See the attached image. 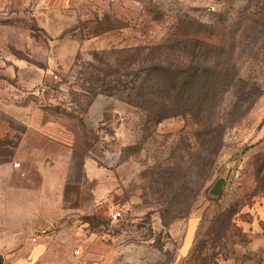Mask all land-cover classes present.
I'll list each match as a JSON object with an SVG mask.
<instances>
[{
  "label": "rangeland",
  "instance_id": "374dc122",
  "mask_svg": "<svg viewBox=\"0 0 264 264\" xmlns=\"http://www.w3.org/2000/svg\"><path fill=\"white\" fill-rule=\"evenodd\" d=\"M65 5L60 20L0 16V93L44 109V117L58 118L78 133L82 149L112 164L119 183L113 209L121 214L116 221L109 212L100 219L82 216L80 235L66 229L62 259L53 255L34 264H205L190 254L203 240L208 243L215 215L228 210L235 228L225 231L216 252L230 257L235 244L240 250L248 236L264 235V0H65ZM184 34L207 45L208 62L223 66L219 77L229 85L211 115L221 123L222 147L211 171L208 147H202L191 177L197 196L190 213L174 222L169 215L166 225L149 192V169L155 162L165 168L164 159L174 166L171 149L194 145L198 126L182 117L165 119L156 126L157 137L137 145L144 137L141 119L126 105L114 101L107 122L90 133L82 125V111L95 80L129 47ZM15 57L25 83L4 77L9 71L2 66ZM38 87L46 92L37 96ZM133 146L136 151L127 149ZM218 178L225 184L213 197L208 190ZM89 233L99 241L100 261L73 242ZM49 248L62 249L55 238ZM210 252L208 243L200 259ZM208 264H216L215 258Z\"/></svg>",
  "mask_w": 264,
  "mask_h": 264
},
{
  "label": "crops",
  "instance_id": "0c3cea01",
  "mask_svg": "<svg viewBox=\"0 0 264 264\" xmlns=\"http://www.w3.org/2000/svg\"><path fill=\"white\" fill-rule=\"evenodd\" d=\"M65 12V0H0V16L60 20ZM18 60L2 66L8 67L7 82H27L18 74ZM9 95L0 93V264H34L53 255L60 260L67 228L78 236L82 216L100 219L115 210V167L83 152L78 133L58 118L48 119L44 109L18 104ZM111 105L112 98L96 95L82 118L84 129L102 125ZM256 233L240 250L235 244L221 264H264V235ZM76 236L73 242L82 243L90 259H103L93 233ZM54 238L62 248L56 253L49 248Z\"/></svg>",
  "mask_w": 264,
  "mask_h": 264
},
{
  "label": "trees",
  "instance_id": "16d2710c",
  "mask_svg": "<svg viewBox=\"0 0 264 264\" xmlns=\"http://www.w3.org/2000/svg\"><path fill=\"white\" fill-rule=\"evenodd\" d=\"M28 31L31 32V29L28 28ZM125 52L122 59H115L113 65L107 67L108 71L104 72L102 78L95 80V85L92 86L94 91L88 86L91 92H87L90 96L87 97L88 101L82 112L83 115L86 113L89 104L98 94L126 105L127 109H132L141 119L140 128L144 137L137 145L148 138L157 137L156 126L165 119L182 117L198 126L199 130L194 132V145L171 149V159L177 162L174 166L169 164L168 159H164V163H168L165 168L161 166V162H155L149 169L151 175L148 187L153 203L159 207L161 222L170 225L166 222L168 216L171 215L170 222L186 218L196 199L197 192L191 186V177L195 169H199L198 160L201 158L202 147H208L204 151H207L210 171L222 147L221 123L215 122L211 115L219 94L225 92L229 83L219 77L223 66L208 62L207 45L187 34L179 38L173 35L165 41L132 46ZM45 92L46 89L43 94ZM111 107L113 106L105 112L103 124L99 126L107 122L105 117ZM91 131L87 130L86 133ZM130 148L136 151L135 146L127 149ZM228 212L230 210L215 215V223L213 222L209 232L211 252L206 254L207 259H200L204 246L208 244L203 240L192 250V261L199 259L208 264L215 258L216 264H221L230 258L215 251L221 247L219 241L225 239V231L233 226ZM222 247L225 250L226 246Z\"/></svg>",
  "mask_w": 264,
  "mask_h": 264
},
{
  "label": "water",
  "instance_id": "95a60500",
  "mask_svg": "<svg viewBox=\"0 0 264 264\" xmlns=\"http://www.w3.org/2000/svg\"><path fill=\"white\" fill-rule=\"evenodd\" d=\"M224 184H225V179L223 178L216 179L215 182L212 184V186L209 188L208 193L213 197H218L223 190Z\"/></svg>",
  "mask_w": 264,
  "mask_h": 264
},
{
  "label": "built area",
  "instance_id": "2783aa9c",
  "mask_svg": "<svg viewBox=\"0 0 264 264\" xmlns=\"http://www.w3.org/2000/svg\"><path fill=\"white\" fill-rule=\"evenodd\" d=\"M44 90H45V88H43V87H38L35 91H34V93L37 95V96H39V95H41V94H43V92H44ZM15 166L17 165V164H14ZM120 211L117 209V210H113L111 213H110V218H111V220L112 221H116L117 219H118V217H120ZM34 240V239H33ZM77 255L79 254V252H75Z\"/></svg>",
  "mask_w": 264,
  "mask_h": 264
}]
</instances>
